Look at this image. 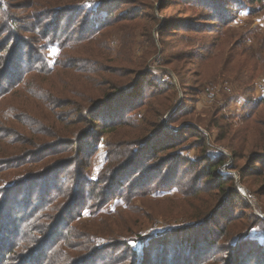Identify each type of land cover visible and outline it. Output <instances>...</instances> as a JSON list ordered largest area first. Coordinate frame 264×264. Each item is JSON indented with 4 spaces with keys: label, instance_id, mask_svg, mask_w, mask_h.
Segmentation results:
<instances>
[{
    "label": "rangeland",
    "instance_id": "rangeland-1",
    "mask_svg": "<svg viewBox=\"0 0 264 264\" xmlns=\"http://www.w3.org/2000/svg\"><path fill=\"white\" fill-rule=\"evenodd\" d=\"M109 1L0 0V44L5 42L8 48L11 47L17 34L23 41L21 51L30 45L33 56H37L36 50L43 52L48 67L45 70L49 69L48 73L43 69L38 70L39 73L29 70L26 60L20 66L17 64L19 71L14 67L17 76L14 70L11 72L13 76L4 79L6 72L11 69L3 72L7 67L4 65L3 70H0V91L13 89L14 84L23 78L24 82L20 81L17 86V93H21L22 99L19 100L26 98L25 104L31 110L30 114L0 121V216L3 217L5 228L2 235L9 237L6 229H15L22 220L27 222L31 219L37 226L26 235L29 240L30 236L40 239L48 235L42 251L26 264L138 262L141 257L134 249L136 254L130 258L128 255L132 248L140 246L141 236H147L157 228L183 226L215 205L218 199L213 194L216 190L214 186L205 184L200 174V161H193L202 149L209 148L214 154L221 153L226 157L220 173L231 178L228 186L237 192L229 190L228 210L222 211L220 207L211 221L202 225L210 231L211 235L206 239L210 238L213 248H197L199 229L193 230L195 233L178 229L171 232L175 235L164 234L149 240L155 244L166 237L169 242L168 245H154L153 251L156 253L150 261L159 258L164 260L165 257V261H168L166 264H182L179 262L181 257L189 256L190 253L185 248L191 245L193 253L188 259L194 260L192 264H226L224 258H228L230 242L238 235L250 232L249 235L255 241L253 249L258 254L255 260L250 261L248 258L246 262L240 263L264 264V0H116L117 5L109 8L107 14L104 10L99 14L102 21L109 20L107 24L87 40L72 44V51L64 48L63 58H59L60 51L50 39L53 33H58L59 38L89 34L88 30H82L86 29L81 28L82 22L91 16L90 13H93L99 2L108 4ZM67 7L73 12L62 20L61 31L52 30L55 20L47 19V12ZM69 15L73 17L65 23ZM1 53L3 55L4 51ZM56 60H61L71 68L63 71L62 65L55 66ZM98 67H102L104 72L93 71ZM127 69H138L137 72L148 69L153 78L148 76L146 80L154 86L146 87V94L158 86L165 87L166 92L158 100L160 105L150 99L139 108L126 109L122 126L107 133L99 132L102 126L96 125L94 136L86 138L89 139V144L84 146L86 151L82 150L80 154L71 145L49 146L50 141L53 143L57 140L52 141L44 136L38 137L40 141L30 145L29 139L33 136L26 130L27 127L38 129L41 123H45L41 113H47L42 100L39 102L42 112L38 115L33 108L36 103L34 95L40 93L42 99H45V95L52 99L56 95L60 98L58 102L64 105L54 111L60 112L65 121L75 120L81 117L88 103L97 98L94 96L102 93L98 91L102 89V83L105 87L108 84L125 85L127 82L120 77L126 80L123 75ZM56 74L60 75L59 78ZM76 76L81 78L73 81ZM36 78H45L41 83V91L35 84L38 81ZM72 81V92L65 93L64 84L67 87L68 82L70 84ZM71 103H75L78 109L75 110V105ZM37 121H40L39 125ZM152 124V129H156L155 125L158 124L162 131L180 126L192 127L184 130L183 144L179 148L182 151V164L175 172L174 189L163 196H136L139 190H131L127 185L135 171L141 170L146 164L148 172L144 176L154 173L153 180L161 176V170H157L160 166L154 164L151 169L152 164L147 163L152 158L144 160V156L134 160L140 162L138 167L119 171V177L126 173L124 178L112 176L113 183L126 180V184L116 195H107L105 199L108 198V201H99L96 198L99 191L108 193L112 180L104 181V176V180L96 185H91L89 180L98 178L106 157L111 167L120 166L143 127L149 130ZM84 125L87 126V123L75 127L82 128ZM14 132L26 137L16 138ZM182 132L179 131V134ZM60 135L65 137L68 132L60 130ZM13 137L14 141L19 142L11 144ZM162 137L159 135L153 140ZM134 149L135 146L130 153ZM25 150L23 155H19ZM123 151L125 154L121 157ZM188 158L191 162L184 164ZM61 160L72 163L54 170H47L49 164L43 165L45 162ZM79 163L87 166L82 172L89 182L87 185L84 178L73 172L74 166ZM43 168L46 169L41 171ZM45 176L49 177L47 181ZM23 180L26 182L17 183ZM45 181L51 185L46 190L43 188ZM9 183L13 185L6 186ZM140 191H145V188ZM10 199L15 202L7 203ZM114 213H120L117 219L111 217ZM228 213V217L233 220L222 232V225L226 222L222 216ZM94 216L98 218L92 219ZM65 225L68 226V232L61 229ZM130 225L133 226L130 228ZM53 227L55 233L51 235L49 233ZM119 227L123 228L114 234ZM65 231L68 237L63 241L59 233L65 234ZM187 233L191 235H188L189 241L184 242ZM91 236L97 237L93 242L97 246L93 250H97L96 254L84 260L77 259L87 254V249L92 247L88 243ZM250 243L243 242L241 250L250 248ZM15 244L10 255L1 250L0 264H14L18 257V246Z\"/></svg>",
    "mask_w": 264,
    "mask_h": 264
},
{
    "label": "trees",
    "instance_id": "trees-1",
    "mask_svg": "<svg viewBox=\"0 0 264 264\" xmlns=\"http://www.w3.org/2000/svg\"><path fill=\"white\" fill-rule=\"evenodd\" d=\"M115 1L116 0H110L109 2H107L108 4H106V2H99L97 4V6L94 8L93 13L89 16V18L85 19L82 22L81 28H86V29H82V30H88L89 34L86 35H82V33H79L77 35H70V36H66V37H58V33H53L52 37L50 39L53 40V44L56 45V47L58 48L59 52V58H63V49L64 48H68L71 49V51L73 50L74 46L71 47L72 44L77 43L79 40L83 41V40H87L93 33L100 31L109 21H102V16H100L99 14H101L103 12V10L105 11V13L107 14V12L110 10L109 8L114 7L115 5ZM1 4V2H0ZM1 8V6H0ZM71 9H64V8H58V9H53L52 12H54V14L50 11L47 12V19L49 20H55V24L52 30L58 32L61 31L60 30V24L62 22V20L64 18L67 17L68 14H72L73 11H70ZM7 11L5 10L4 14H6ZM43 16V13H42ZM45 16V15H44ZM72 15H69L68 19L66 20L65 23H68L70 21H68ZM46 17V16H45ZM12 21H16L15 19H13ZM78 22V20H77ZM114 22V21H113ZM117 20L114 22L116 23ZM35 25V24H34ZM121 26V25H119ZM88 28V29H87ZM12 31L15 32L14 28H12ZM14 39V38H12ZM22 39L20 37L17 36L16 34V38H15V42H13V45L11 47H7V43L2 42L0 44V70H3L4 65L7 66L5 68V70H3V72L7 71L9 68L11 70H8V72H6L4 79H9L12 75L11 72H13L15 70L14 67H16V69L19 71L20 69V63L24 62L27 60V63L29 65V70H34L37 71V73H39L38 70H45L48 67L46 66V58L45 55H42L43 52L39 53L38 50L35 51L37 56H33V50L31 52V50L28 48L25 51H21V43H22ZM19 46H18V44ZM17 44V45H16ZM69 44V47H67V45ZM8 50V52H6ZM18 50V51H16ZM3 55L1 52H3ZM73 62H75V59H72ZM19 66H18V65ZM58 65H62L60 67H62V70H66L69 67L67 65H65V63L61 62V60H56L55 62V66L57 67ZM54 66V67H55ZM74 66V64L72 63V67ZM14 68V69H13ZM71 68V67H70ZM69 68V69H70ZM50 69L52 70L53 68L50 67ZM17 70H15L16 72V76H17ZM78 70V69H77ZM93 70V69H92ZM138 69H127L125 70V74L123 76L126 77V80L122 78V80L124 82H127L125 85H112L109 86L110 84H108V86H104L102 83V89H98V91L102 92L99 95H96L94 97H97L94 99H92L91 102L88 103V106L86 109H84L82 115L80 118L75 119V120H70V121H65V118L62 114H60V112H55L54 110L59 108L60 105H64V103H59L58 100H60V98H58L56 95H54L53 99L48 97L49 95H45V99H42V96L40 95V93L34 95L35 97H33V99L35 100L36 103L33 104V108H35V110L37 111L38 115L42 112L41 111V104L39 103L40 101H44L45 103V107L44 109L47 110V113H41V117L44 119L43 121L45 123H41L42 125L39 126L38 129L32 130L30 128L27 127V131H29L33 138L29 139L30 145H34L37 141L39 142V138L41 136H44L46 138H51L52 141L57 140L55 142H49V146L52 147H56L59 145H71L74 148L75 152H78L79 154L82 152V150H84V152L86 151L85 149V145L89 144V139L87 140L86 138L89 137H93V130L94 127L98 124H101V129L99 130V132L101 133H107L110 131H113L114 129L116 130V127L122 126L123 121H124V112H126V109L129 110L128 108H130L131 110L133 108H139L140 106H142L146 101L149 102L150 99H154L157 105H160L159 103V97L162 96L165 92L166 89L165 87H161L158 86L157 88H155V90H150L149 93L146 94V92L144 90H146V87L148 86H154L152 85L148 80H146V78H148V76H150V78H153L149 73L148 69L143 70L142 72H137ZM45 73H48V70H45ZM93 71H97V73L104 72V69L102 67H98L95 68ZM92 71V72H93ZM96 73V75H97ZM56 76L59 78V74H56ZM116 76V75H114ZM81 77L80 76H76L73 81H78ZM129 78V79H128ZM45 78H36L35 84L38 85V90H42L41 87V83L43 82ZM103 79V77L101 78V80ZM150 80V79H149ZM20 81H23V78L20 79ZM20 81L18 80V82H16L14 84V88H5L2 91H0V121H9L14 119L16 116L22 115V114H30V108L26 106L25 102H26V98H24L23 100H19L22 99L21 97V93H17L18 88L17 86L20 85ZM73 81L68 82V86L66 87V83L64 84V92L65 93H71L72 92V87L70 86L71 84H73ZM24 82V81H23ZM98 82H101L98 80ZM53 84V82H52ZM107 84V83H106ZM70 86V87H69ZM69 87V88H68ZM92 89H94L95 91H97L95 88L91 87ZM172 88V86L170 87ZM169 88V90H170ZM147 91V90H146ZM81 96V95H78ZM145 97V100L143 101V98ZM49 98V99H48ZM18 99V101H17ZM38 104V105H36ZM75 105V110L78 109V106L75 103H71ZM114 104V105H112ZM17 106V108H16ZM80 106V105H79ZM113 108H115L113 110ZM103 111V113H101ZM105 111V112H104ZM145 117H143L144 119ZM142 119V120H143ZM87 123V126L84 125L82 126V128H77L75 127L77 124H82V123ZM38 125L40 124V121H37ZM47 124V126H46ZM72 125V126H71ZM25 126V125H24ZM49 126V127H48ZM71 126V127H70ZM156 129H152L153 128V124L151 126V128L149 130H146L145 127H143V129L141 130L140 134L136 137L138 139L135 140V143L130 146V148L128 149V154L124 157L122 164L119 166L117 165L115 168L111 167L109 165V158H105V165L102 168V171L100 172V174L98 175V178L94 179H90L89 182L91 185H96L100 182V180H104V176H106L104 181H109L112 180V185L109 184L108 187V193H100L99 191V196H96V198L101 201H108V198L105 199V197L107 195H116V192L121 191V188H123V185L126 184V180L124 181H117L116 183H113V177L112 176H117L118 178H124V176H122V174L119 177V171L122 168H125L124 171H127V168L134 169L135 167H138L140 165V162L137 163L134 160L138 159V158H142L145 156V159L148 158H152L151 162L147 163V165H150V168H153L154 164H158L160 167L157 168L161 170L160 172V177L153 180L154 178V173H149L148 176H144L145 173L148 172V167L146 168V164L143 166V168L139 171H135L134 172V176L130 179H128L129 183L127 184L129 186V188L131 190H139L137 191L135 194H138L136 196H140L142 194H150V196H163L166 194H169V192L174 189L173 185H174V180L176 178L175 176V172H177L178 166L179 164H182V158H181V152L180 151V147L183 144V134H185V129L189 130L192 129V127H178V128H173V130L167 129V131H162L160 125L156 124L155 125ZM65 132H68V135H66L65 137H62V135H60V130H63ZM2 129H0L1 131ZM151 130V131H150ZM73 131V132H71ZM179 131H183L182 133L179 134ZM48 133V134H47ZM148 136H146L145 138H142L143 135L148 134ZM14 136L20 137V139H24L26 137V135L24 134H18L17 132L13 133ZM159 135H162L163 137L161 139H157V140H153L156 137H159ZM142 136V137H141ZM28 137V136H27ZM1 138V137H0ZM19 140V139H18ZM14 142H19V141H14V137L11 140V144ZM204 142V140H203ZM120 145H125L124 144H120ZM90 146H92L90 144ZM135 146V149L133 150L132 153H130V150ZM51 147V148H52ZM17 149H19L17 147ZM126 151V150H125ZM125 151H123V154L121 155V157L124 156ZM26 152L23 151L21 153H19V155H23ZM46 153H42V155H44ZM183 156V155H182ZM12 157V156H11ZM184 157V156H183ZM168 159V160H167ZM172 160L169 163V160ZM197 159V160H196ZM120 160V159H119ZM193 161H200L201 163V173L202 177L205 179V184L209 185V186H214V190H216V193L213 194V196L215 198H217L218 200L216 201L215 205L209 209L207 212H205V214L202 215H197L196 219L191 220V222L187 223V224H183V226L179 225L180 227L176 228L173 226H170L167 229H155L153 230V232H151V234H147V236H141L139 243L140 246L137 247V249L132 248L129 251V255L128 258H130L131 255H135L136 253L140 255L141 260L140 261H136L134 260L133 264H166L167 262L165 261V257L164 260L159 258V259H153V261L151 262V258L155 255L156 252L153 251L154 245L159 244L160 245H168L169 242L166 240V237L163 239H159V241H156L155 244H153V242H151L153 239L158 238V237H162V235L164 234H170L171 232H175L181 230L184 231L185 229L192 231V233L196 230L199 229L198 233V238L200 237V241L198 242V247L203 246L207 248H213L212 246V241L210 240V238L206 239L208 237V235L210 236L211 234L209 229H205L203 228V224L206 223L207 221H211L214 213L221 207L222 211L224 210H228V203H229V195L231 194V192H229V190H233V187L228 186L229 181H231V178L229 176H222L221 172V166L225 163L226 161V157L223 156L221 153H217L214 154L212 150H210L209 148H206L205 150L202 149L201 153L199 156L195 157L193 159ZM10 162V161H9ZM187 162H191V160L188 158L184 164H186ZM196 162V163H197ZM72 163V162H71ZM70 161L68 160H61V161H53L51 163L49 162H45L43 165H48L46 168L49 167V169L47 170H54L57 167H63L65 165L70 166L71 165ZM194 163V164H196ZM53 164V165H52ZM43 168L41 171H43ZM84 168H87V166H84L82 163H79L77 165L74 166L73 172L77 173L78 175H80V178H84V183L85 185L89 184V182L87 181V179H85V177L82 175V172L84 170ZM105 171V172H104ZM71 172V171H68ZM104 172V173H103ZM103 173V174H102ZM67 174V173H64ZM36 177V176H33ZM56 177V176H55ZM32 178V177H29ZM49 177L45 176L44 179L47 181ZM59 178V177H58ZM112 178V179H111ZM217 178V179H216ZM57 181V178H55ZM153 180V181H152ZM43 183V188L46 190L49 186L51 182L49 179V184L48 183ZM20 182H26L25 180L23 181H18L17 183L19 184ZM11 183V182H10ZM7 184L11 185V184ZM154 183V184H153ZM80 184V181L79 183ZM76 184V185H78ZM153 184V185H152ZM13 185V184H12ZM11 185V186H12ZM207 185V186H208ZM142 188H145V191H140ZM114 189H117L114 191ZM12 190V189H11ZM123 190V189H122ZM21 192V190H20ZM84 192V191H82ZM234 192H236V190L234 189ZM130 193V192H128ZM180 193V191H179ZM237 193V192H236ZM131 196V193L130 195ZM128 196V197H129ZM100 198V199H99ZM5 200V198H4ZM11 201L8 200L7 203H12L15 202V200ZM126 209H129L128 206H126ZM58 215V214H57ZM56 215V216H57ZM120 215V213H114L112 214L111 217H115L116 219L118 218V216ZM110 216V215H109ZM230 216V214H225L222 217L224 218V220H226V222L222 225V232L226 231L228 225L231 223V221L233 220L232 217H228ZM98 218V216H94L92 219ZM113 218V219H115ZM55 219V218H54ZM57 219V217H56ZM26 220H22V222L20 223L19 227H16L15 229H6L10 235L8 236H3V231L5 230L4 228V221H3V217L1 218L0 216V253L1 250L4 251V254H9L12 253L13 251V247L14 244L18 242V244H15L17 249V254L18 257L16 258V260H14V264H26L28 262V260H32L33 257H35L39 252L42 251V248L45 244H47V238L48 235L45 234L44 236H42L40 239H37L36 237H31L30 236V240L28 239V236H26L30 231L34 230L35 227L37 225H35L34 219H31L27 222H25ZM230 222V223H229ZM12 223V220H11ZM13 225V224H12ZM114 225H119L118 223H115ZM24 226V229H21V227ZM57 226V225H56ZM122 226L124 227V225L122 224ZM133 225H130L129 227L131 228ZM123 227H119L114 231V234H117L119 232V230ZM197 227V228H196ZM58 228V226H57ZM56 228V229H57ZM60 228V227H59ZM52 229V226H51ZM62 230H68V226L65 225L61 228ZM125 229V228H124ZM66 231L65 234L59 233L61 235H59V237H61V239L63 241H65L67 239L68 236H66ZM140 231V230H138ZM68 232V231H67ZM189 232V231H188ZM55 233V229L53 227V231H51L49 234H54ZM93 233V232H90ZM131 234V232H129ZM184 232H182L183 234ZM176 233H171V235H175ZM250 232H246L244 233V235H238L234 241L230 242V247L229 249V254H228V258L225 257L224 260H226V264H241L240 262L244 261L246 262L248 260V258H250L251 260H255V256L257 253V251L254 248V239L253 237H251ZM170 235V236H171ZM188 235H191V233H187L184 237V242H188L189 241V237ZM183 235H181L182 237ZM51 238V237H50ZM90 237V241H88L89 245H91L92 247H89V249H87V254H85L83 257H77V259H81L84 260L85 258H88L89 256H91L92 254H94L97 250L93 251L97 246L93 245L94 239H97V237ZM12 239V240H11ZM180 239V238H179ZM151 240V241H149ZM97 241V240H96ZM165 242V244H164ZM246 242V243H250L251 247L250 248H243L241 250V246L243 247L242 243ZM211 245V246H209ZM22 248L21 251H19V249ZM133 249L136 251H133ZM163 249L165 250V246H163ZM187 251H190L189 256L192 255L193 253V247L191 245H188L187 248H185ZM96 254V253H95ZM87 255V256H86ZM86 256V257H85ZM94 256V255H92ZM189 256L186 257H181L180 259V263L182 264H192L194 260H192L191 258L188 259ZM200 255H198L197 257H199ZM74 259V258H73ZM37 260H39V257H37ZM36 260V261H37ZM26 262V263H25ZM38 262V261H37ZM166 262V263H165ZM257 262V261H256ZM39 263V262H38ZM74 263V264H78ZM179 264V263H178Z\"/></svg>",
    "mask_w": 264,
    "mask_h": 264
}]
</instances>
